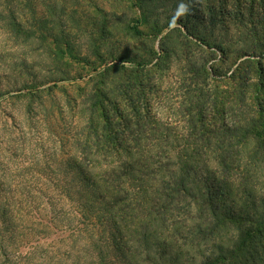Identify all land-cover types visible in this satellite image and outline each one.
Segmentation results:
<instances>
[{
	"label": "rangeland",
	"instance_id": "rangeland-1",
	"mask_svg": "<svg viewBox=\"0 0 264 264\" xmlns=\"http://www.w3.org/2000/svg\"><path fill=\"white\" fill-rule=\"evenodd\" d=\"M199 91L212 100L221 134L260 132L264 0H0V188L25 218L47 222L41 205L50 198L61 208L62 157L79 155L74 142L85 135L93 152L94 100L116 125L118 109L131 125L136 118L169 133L171 152L181 155L191 148L188 117L204 108ZM241 142L235 150L255 157L237 180H264V142Z\"/></svg>",
	"mask_w": 264,
	"mask_h": 264
},
{
	"label": "trees",
	"instance_id": "trees-1",
	"mask_svg": "<svg viewBox=\"0 0 264 264\" xmlns=\"http://www.w3.org/2000/svg\"><path fill=\"white\" fill-rule=\"evenodd\" d=\"M198 94L204 108L188 117L191 148L181 155L171 152L169 133L136 118L131 125L118 109L116 125L94 100L93 152H85V135L74 142L79 155L62 157L61 208L47 199L41 205L47 222L25 218L0 188V264H264V180H237L250 175L255 155L247 153L246 162V152L235 150L241 139L264 142V119L260 132L223 135L207 91ZM35 235L39 240L29 244ZM52 235L56 242L44 246Z\"/></svg>",
	"mask_w": 264,
	"mask_h": 264
}]
</instances>
